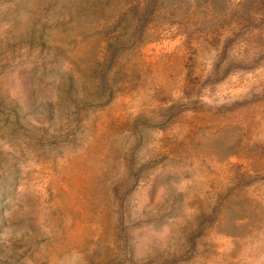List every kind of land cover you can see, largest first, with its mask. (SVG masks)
Masks as SVG:
<instances>
[{
    "label": "rangeland",
    "instance_id": "1",
    "mask_svg": "<svg viewBox=\"0 0 264 264\" xmlns=\"http://www.w3.org/2000/svg\"><path fill=\"white\" fill-rule=\"evenodd\" d=\"M0 264H264V0H0Z\"/></svg>",
    "mask_w": 264,
    "mask_h": 264
}]
</instances>
